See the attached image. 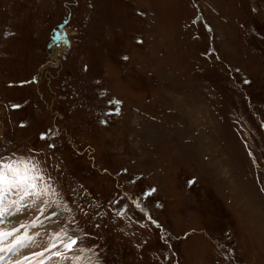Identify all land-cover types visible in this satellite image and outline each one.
Listing matches in <instances>:
<instances>
[{
  "label": "rangeland",
  "instance_id": "obj_1",
  "mask_svg": "<svg viewBox=\"0 0 264 264\" xmlns=\"http://www.w3.org/2000/svg\"><path fill=\"white\" fill-rule=\"evenodd\" d=\"M0 157L58 193L28 253L264 264V0H0Z\"/></svg>",
  "mask_w": 264,
  "mask_h": 264
},
{
  "label": "snow or ice",
  "instance_id": "obj_2",
  "mask_svg": "<svg viewBox=\"0 0 264 264\" xmlns=\"http://www.w3.org/2000/svg\"><path fill=\"white\" fill-rule=\"evenodd\" d=\"M12 192L18 196L19 200L5 203L3 196ZM55 197H58V193L45 179L38 163L31 158L5 159L0 157V224H3L5 218L12 214L10 209L18 202L30 199L33 205L39 202L46 207L60 206L59 200ZM38 210L43 211L39 208ZM15 211L19 212L20 208L16 207ZM39 222L37 218L30 225L21 224L19 227L12 228L0 227V261H5L9 254L17 253L32 244L35 237L29 235L26 230L22 233L21 229L35 227ZM57 241L63 251H51L53 248H57ZM76 244L77 240L68 236L67 233H58L50 240L49 247L41 252L33 253L31 256L15 260L12 264H46V261H50L52 257H57L59 261L71 259L75 264L81 257H70L68 253L74 250ZM45 253H50V255H45Z\"/></svg>",
  "mask_w": 264,
  "mask_h": 264
},
{
  "label": "bare ground",
  "instance_id": "obj_3",
  "mask_svg": "<svg viewBox=\"0 0 264 264\" xmlns=\"http://www.w3.org/2000/svg\"><path fill=\"white\" fill-rule=\"evenodd\" d=\"M65 31V34H66V37L68 39V35H67V32L66 30L64 29ZM68 42H69V46L70 47V41L68 39ZM57 45H53L50 49H54ZM58 47L63 50V51H66V48L67 46H61V45H58ZM52 56V54H51ZM6 197L8 198H11V200H7V199H3L5 203H11L12 201H18L19 198L18 196L15 194V193H8V194H5ZM4 197V196H3ZM21 203L18 202L16 205H14L11 209H10V212L12 213L11 215L7 216L3 222V224H0V227H6V228H12V227H19V220L17 218V214L18 212L15 211V208L16 207H19L21 208ZM51 212V211H50ZM39 219V223L36 224L35 227H28L27 229H24L27 231V233L33 237H35L36 234H40L41 236L44 234V232L46 231H43L44 229H49L50 227H54L56 225V218H55V215H51L49 213V209L47 210H44L42 211L40 214H37L33 219H31L29 222L27 221V224L26 225H30L31 222L35 219ZM52 230V229H51ZM48 231V230H47ZM24 232V231H23ZM22 232V233H23ZM36 242L37 240L34 239L33 243L30 244L28 246V248H24V249H21L19 252L17 253H14V254H9L6 258H5V261H0V264H12L13 261L15 260H20L22 259L24 256H26V253L27 251L26 250H31L32 247H35L36 245ZM57 245H59V241H57ZM49 247V244L48 246ZM63 251V250H62ZM30 252V251H29ZM32 254L28 255V256H31ZM46 255V253H45ZM53 263V262H52ZM53 264H56V263H53Z\"/></svg>",
  "mask_w": 264,
  "mask_h": 264
},
{
  "label": "water",
  "instance_id": "obj_4",
  "mask_svg": "<svg viewBox=\"0 0 264 264\" xmlns=\"http://www.w3.org/2000/svg\"><path fill=\"white\" fill-rule=\"evenodd\" d=\"M65 20H62L59 24L56 25V28L51 29V34L49 35V40L47 41L45 47L51 48L53 45H63L69 46L68 39L66 37L63 25Z\"/></svg>",
  "mask_w": 264,
  "mask_h": 264
},
{
  "label": "flooded vegetation",
  "instance_id": "obj_5",
  "mask_svg": "<svg viewBox=\"0 0 264 264\" xmlns=\"http://www.w3.org/2000/svg\"><path fill=\"white\" fill-rule=\"evenodd\" d=\"M67 14H70V13L68 12ZM60 50H61L60 48H54L53 50H51V51H53L52 56L55 57V55H57V53H58Z\"/></svg>",
  "mask_w": 264,
  "mask_h": 264
}]
</instances>
